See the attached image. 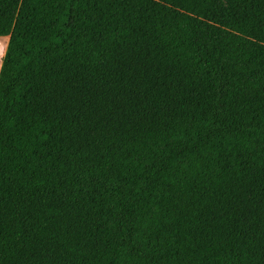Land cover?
<instances>
[{
  "label": "trees",
  "instance_id": "16d2710c",
  "mask_svg": "<svg viewBox=\"0 0 264 264\" xmlns=\"http://www.w3.org/2000/svg\"><path fill=\"white\" fill-rule=\"evenodd\" d=\"M0 264H264V0H0Z\"/></svg>",
  "mask_w": 264,
  "mask_h": 264
},
{
  "label": "rangeland",
  "instance_id": "374dc122",
  "mask_svg": "<svg viewBox=\"0 0 264 264\" xmlns=\"http://www.w3.org/2000/svg\"><path fill=\"white\" fill-rule=\"evenodd\" d=\"M9 39L10 36L0 37V70H1L3 58L5 56L8 47Z\"/></svg>",
  "mask_w": 264,
  "mask_h": 264
}]
</instances>
